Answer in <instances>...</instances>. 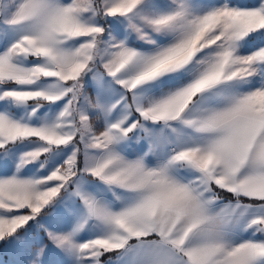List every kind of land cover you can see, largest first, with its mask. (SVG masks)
I'll use <instances>...</instances> for the list:
<instances>
[{
  "label": "snow or ice",
  "instance_id": "obj_1",
  "mask_svg": "<svg viewBox=\"0 0 264 264\" xmlns=\"http://www.w3.org/2000/svg\"><path fill=\"white\" fill-rule=\"evenodd\" d=\"M0 264H264V0H0Z\"/></svg>",
  "mask_w": 264,
  "mask_h": 264
}]
</instances>
